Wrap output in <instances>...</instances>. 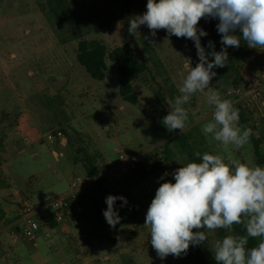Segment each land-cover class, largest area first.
Instances as JSON below:
<instances>
[{"label":"rangeland","instance_id":"obj_1","mask_svg":"<svg viewBox=\"0 0 264 264\" xmlns=\"http://www.w3.org/2000/svg\"><path fill=\"white\" fill-rule=\"evenodd\" d=\"M72 2L74 13L82 17L59 21L50 14L48 0H0V138L8 137L7 149H0V202L13 209L9 223L18 217L23 229L24 205L40 207L73 190L78 176L87 177L81 161L89 157L111 193L125 197L127 204L122 206L119 199L115 202L121 220L112 228L103 215L108 194L99 192L92 181L87 192L71 198L72 218L64 220L65 229H52L46 221L30 239L10 226L18 242L15 245L8 236L3 239L7 245L0 243V264H197L192 252L203 246L212 249L219 229L208 233L205 243L190 245L186 254L161 260L144 226L156 190L167 182V176L160 177L187 164L186 156L174 145L180 130L176 134L169 131L162 119L171 110L170 102L180 95L190 70L186 65L199 63L195 43L169 36L166 30H158L153 37L146 25L130 35L129 19L146 12L147 0ZM218 23L212 18L199 21L198 28L208 33L200 38L206 53L212 51L210 41L217 52L223 47ZM83 39L102 41L109 52L130 43L143 53L149 71L134 84L137 105L122 99L117 63L108 55L102 81L93 79L79 64L78 43ZM227 52L226 66L213 68L216 75L209 87L234 102L241 128H250L258 145L250 137L238 150L230 146V154L243 163L264 166V49L249 48L242 41L239 48L228 47ZM254 85L261 89L257 98L251 93ZM208 93L209 89L197 92L184 105L188 121L183 133L198 127L204 135L202 127L214 112ZM205 137L215 154H225L211 135ZM191 143L200 147L196 133ZM167 147L173 149L170 159L165 154ZM120 153L135 157L139 165L159 164L160 170L144 177L138 166L134 175L123 174L118 168ZM74 199L78 200L76 208ZM46 237L54 240L49 247ZM58 244L65 246L58 249Z\"/></svg>","mask_w":264,"mask_h":264},{"label":"clouds","instance_id":"obj_2","mask_svg":"<svg viewBox=\"0 0 264 264\" xmlns=\"http://www.w3.org/2000/svg\"><path fill=\"white\" fill-rule=\"evenodd\" d=\"M146 9L144 14L129 19L130 35L135 36L141 25H146L153 37L158 30H166L169 36L194 41L199 58L195 67L186 65L190 70L183 78L180 95L170 102L163 125L182 133L188 121L184 105L195 93L209 89L207 100L214 112L202 132L219 142L225 153L205 152L201 156L196 152L202 162L180 166L172 173L174 183L160 184L145 217L151 245L161 260L169 255L180 257L190 245L205 243L208 233L218 229L232 233L234 225H241L245 235L228 234L215 241L210 249L215 261L264 264V166L243 163L230 154V146L238 150L249 142L252 130L241 128L234 102L222 99L209 87L216 75L213 68H223L228 62V47L239 48L243 41L249 48L264 49V0H147ZM202 18L219 20L217 30L223 45L219 52L211 41V52L206 53L201 45L200 38L208 35L198 28ZM209 56L214 59L209 61ZM118 199L122 206L127 204L123 196L108 195L105 200L103 215L112 228L121 220L114 208ZM249 238H258V245L247 248Z\"/></svg>","mask_w":264,"mask_h":264},{"label":"trees","instance_id":"obj_3","mask_svg":"<svg viewBox=\"0 0 264 264\" xmlns=\"http://www.w3.org/2000/svg\"><path fill=\"white\" fill-rule=\"evenodd\" d=\"M49 12L54 16H57L59 21H67L71 19H79L81 14H75L73 10L72 0H48ZM109 57L111 61L117 63V73L119 79V90L122 99L133 105L139 103V99L134 91L135 82L146 72L149 71V65L146 62L143 53H141L136 45L125 43L121 46L115 47L110 52L106 45L99 40H80L78 43L77 50V61L81 66L85 68L88 74L96 80L102 81L106 77V61L105 58ZM195 131V132H194ZM194 131L187 133H178V130L172 131L178 133L174 139V145L177 151L187 158L189 162H202L200 157H196L195 153L208 152L215 154L208 142L206 137L198 130V127L194 128ZM193 133H196V137L200 141V147H194L191 143ZM252 141L254 140L253 137ZM255 146L257 147V141L254 140ZM3 139L0 138V149H3ZM165 154L168 158H171L173 149H165ZM87 175L92 178L96 184L99 192H105L108 195H113L111 191L104 184V178L100 176V170L98 166L92 161L91 158L85 157L81 161ZM174 183V182H173ZM45 219L50 228L57 226L53 214L50 211H45ZM194 231H196L194 229ZM228 234L245 235L246 231L241 225H234L233 232L228 233L227 230L219 229L218 239L223 238ZM258 244L257 238H249L247 248L254 247L253 245ZM192 257L197 264H217L208 246L198 247L192 252Z\"/></svg>","mask_w":264,"mask_h":264},{"label":"built area","instance_id":"obj_4","mask_svg":"<svg viewBox=\"0 0 264 264\" xmlns=\"http://www.w3.org/2000/svg\"><path fill=\"white\" fill-rule=\"evenodd\" d=\"M255 80L253 79L252 82ZM251 93L254 97H258L261 94V89L258 85H254ZM62 133L59 132V135ZM142 169V164L137 163L135 157H127L124 153L119 154V164L118 168L121 173L126 175H134L137 170ZM79 189H73L70 192L63 194L59 197L50 199L45 203L41 204L40 207H35V205L26 203L24 205L23 223L24 228L21 231L24 233L25 237L33 239L35 238L36 232L41 229L43 224H46L45 211H50L56 222L61 223L64 219L70 215L71 212V198H74Z\"/></svg>","mask_w":264,"mask_h":264},{"label":"crops","instance_id":"obj_5","mask_svg":"<svg viewBox=\"0 0 264 264\" xmlns=\"http://www.w3.org/2000/svg\"><path fill=\"white\" fill-rule=\"evenodd\" d=\"M31 127V126H30ZM30 127H29V137H31V139H32V141H34L33 140V134L31 133L32 132V130L30 129ZM18 135V133H15V136H17ZM8 138V137H7ZM7 138H4V140H3V143H2V145H3V151L5 150V148L7 149V147H6V142L8 141L7 140ZM26 140L27 141H29L30 139L28 138H26ZM170 159V158H169ZM170 164H168L167 166H164V167H168ZM160 166L161 165H159V164H150V163H148V162H146V163H144V165L142 164V169L144 170V177H148V176H151V175H154V174H156L160 169ZM3 170H4V172L5 173H8V172H6V167H3ZM100 170V169H99ZM168 173V172H167ZM87 174V173H86ZM4 176V175H3ZM100 176H102V174H101V172H100ZM88 177V178H87ZM87 177H81V176H78L77 178H76V180H77V184H74L73 185V188L75 189H79V191L78 192H80V193H83V192H87L86 190H87V188L88 187H90V185H91V183H92V181H94L92 178H90L88 175H87ZM104 179H105V177L104 176H102ZM172 177V172L171 173H168V175H167V181H170V178ZM173 180V179H172ZM172 182H174V181H172ZM104 184H105V186L107 187V185H106V179L104 180ZM108 188V187H107ZM108 190L109 191H111L109 188H108ZM77 202H78V200L77 199H74L73 200V205H74V207L76 208V205H77ZM33 203H35V202H33ZM39 203V202H38ZM3 205H5V207H4V210L1 208ZM72 209V208H71ZM81 208H77L76 210L78 211V210H80ZM73 210V209H72ZM71 210V211H72ZM74 211H75V209H74ZM74 211H73V214H74ZM7 213H9V217H7L6 218V215H7ZM72 214V212H70V215ZM12 215H13V209L12 208H10L8 205H6L3 201H1L0 202V243H5V246L7 245L6 244V242H5V240H6V238H7V236L9 237V238H11V239H13L14 240V243H15V245H17V239H14L13 238V235H11L10 234V232H9V227L10 226H15V231L17 232V231H21V223H17V220H18V217H17V219L14 221V222H11V223H9V219H11V217H12ZM20 215V214H19ZM18 215V216H19ZM70 215H68L67 216V218H72V216H70ZM70 216V217H69ZM67 218H65L64 220H67ZM23 223V222H22ZM6 224V225H5ZM24 224V223H23ZM3 225V226H2ZM56 227H59L60 229H65L66 227H67V222L66 221H63V222H61V223H58L57 224V226ZM45 236H48V234H46ZM5 238V240H3ZM48 239V240H47ZM46 244H47V246L49 247V242H52V241H54L53 239H49V238H47L46 237ZM60 242L62 243V242H64V239H61L60 240ZM9 246H12V245H9ZM63 246H65V244H58L56 247L59 249V248H62ZM38 248V247H37ZM39 249V248H38ZM36 251H38L37 249H36ZM8 255H5V257H2L1 259L2 260H6V257H7Z\"/></svg>","mask_w":264,"mask_h":264}]
</instances>
